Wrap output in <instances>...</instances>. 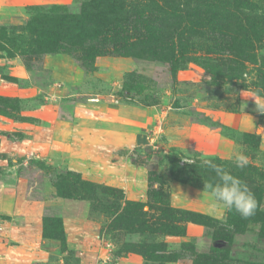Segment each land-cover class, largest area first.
Listing matches in <instances>:
<instances>
[{
	"label": "rangeland",
	"instance_id": "rangeland-1",
	"mask_svg": "<svg viewBox=\"0 0 264 264\" xmlns=\"http://www.w3.org/2000/svg\"><path fill=\"white\" fill-rule=\"evenodd\" d=\"M96 2V0H20V2L7 0L5 4L9 9L19 12L4 13L0 16V264H7V261L10 264L14 261L19 264H26L29 261L28 264H43L35 261L36 256L35 258L30 256L29 259L24 257L23 246L28 245L30 249L39 250L38 238L34 236V225L31 224L37 220L41 229V242H44L40 246H45L50 253L44 264H102V259H106L108 253L111 254L112 261V255L119 253L121 249L128 247L135 250L136 246L150 242L161 249L158 253L178 256L179 259L174 262L193 264L196 259L195 253L211 255L215 253L211 248H218L221 250V253L216 252L221 255L217 259L221 261L220 264H264V210H258L255 216L247 220L242 219L235 211L229 214L218 210L213 214L204 213L215 219L206 224L183 223L177 220L173 222L165 216L168 214L166 209L168 205L175 207L170 199L166 198L163 204L167 205L163 206L159 204L158 199L149 200L148 195L145 200H133L126 197L125 193L122 199L119 194L113 197L110 194L99 193L97 198L91 201L86 198L62 197L57 193L56 184L67 191L74 192L78 189V194H83V190L74 185V179L70 175H66V171L70 169L63 163L52 160L48 154L41 156V151L43 154L48 152L44 151L43 147L34 145L32 140L34 125H38L39 122L38 118L26 116V112L34 111L45 104H53L56 109L67 108L68 105L67 97L50 99V95L42 92L43 90L36 95L33 90L37 85L35 81H39L40 77L44 78L42 74L36 73L39 72L43 57L46 55L43 53L45 46L38 44L40 36L36 31V23L43 21L39 18L44 16L54 19L59 17L57 20L65 15L77 17L86 9H92ZM172 2L179 6L185 3L192 6L196 3L195 0L193 3L191 0H169V3ZM250 2L253 11L264 12V0ZM170 13L172 11L168 10L167 17ZM169 19L173 21L172 18ZM169 19L165 20L168 25ZM260 30L262 38L255 43L256 51L258 55H264V25ZM206 37L204 39L208 46L212 42ZM205 41L195 40L192 45L194 49L191 46L188 52L184 53L186 61L175 74H172V64L167 58L119 55L110 52L109 49V55L104 56L111 59H131L132 69L125 72L119 83L118 80L105 82L106 74L97 78L89 76L88 81L96 86L93 91H100L99 93L103 95L108 93L109 98L111 93L118 94L117 96L124 102L141 107L155 106L157 110L164 111L163 118H157L154 124L147 125L144 134L146 136L149 130H153V125L157 124L158 127L154 131L158 135L160 147L154 148L143 144L129 151L131 161L146 165L148 172L156 171L166 182V186L162 188L158 183H154L149 189L164 192L167 188L170 196L169 182L177 180L167 170L169 155L181 157L180 166L189 164L184 161L185 159L201 163V156L217 158L219 163L228 162V169L234 175L236 172H243V180L255 185L257 189L251 191L264 208V113L256 109L255 99L251 96L256 95L261 100H264V97L257 95L251 86L240 88L238 84L220 76L211 77L201 64L200 58L219 57L227 60L229 57L207 54L204 51L206 46L199 50L197 46ZM155 44L162 46L157 42ZM69 55L74 57V53ZM3 61L8 62L2 64ZM18 63L31 72L32 78L26 80L11 73V69H15L12 67ZM228 64L232 65V61H228ZM254 67L253 64H248L247 73L243 74V78L246 79L245 85L259 83L256 71L252 69ZM22 89H29L30 94L24 95V91H20ZM227 106H236L237 110H230ZM170 112L179 113L187 122H197L216 129L220 137L223 135L233 141V149L221 138L215 143L199 140V143H192L183 150L169 146L163 129L164 120ZM8 118L9 120H6ZM24 125L27 127L24 128ZM247 132L257 133L260 137L257 153L247 149L243 138V134ZM237 151H242L249 159L248 166L242 170L237 169L230 160ZM80 175L83 179L102 184ZM184 184L204 189L203 184ZM181 192L193 195L189 190L183 189ZM124 199L150 202L153 205L150 210L145 207L143 213L148 215L146 219L150 218V223L156 221V224H159L156 226L157 234L144 232L137 226L120 230L111 226L114 218L112 208L114 205L122 207ZM161 208L162 211L159 210ZM229 217L235 224L227 222ZM27 221L31 222L28 228ZM169 223L178 226L185 224V235H165L162 229ZM27 235L32 245L24 242ZM186 242L192 245L185 246ZM131 253L133 252H120V257ZM145 262L167 263L148 260Z\"/></svg>",
	"mask_w": 264,
	"mask_h": 264
},
{
	"label": "trees",
	"instance_id": "trees-1",
	"mask_svg": "<svg viewBox=\"0 0 264 264\" xmlns=\"http://www.w3.org/2000/svg\"><path fill=\"white\" fill-rule=\"evenodd\" d=\"M96 1L92 9H86L77 17L65 15L59 20H57L59 17L57 19L46 16L39 18L43 21L36 23V31L40 36L38 44L45 46L43 53H74L73 58L91 71L96 70V59L109 55L111 51L119 55L130 54L141 58L161 57L170 61L172 74H175L186 61L184 53L188 52L196 39L205 41L204 37L207 36L206 38L211 40L212 44L206 46L208 42L205 41L202 45L197 46L199 50L206 46L204 51L207 54L213 53L229 57L227 60L219 57H201V64L209 75L233 81L240 88L251 86L257 95L264 97V55L257 54L255 44L262 38L260 27L264 25V12L253 11L250 0H195L196 3L192 6L188 3L179 6L173 2L169 3V0ZM193 1L191 0L192 3ZM168 10H171L172 13L167 17ZM166 18L167 21L169 18H172L173 21L169 19L170 24L168 25L165 23ZM162 23L165 24L161 25ZM155 42L162 46H158ZM164 44H166V48L163 47ZM73 49L74 52H72ZM109 49H111L110 52ZM76 52L79 54H75ZM228 61H232V65L228 64ZM248 64L255 66L252 69L256 71L259 83L253 82L251 85H245L246 79L243 78V74L247 73ZM227 108L233 111L237 110L236 106H227ZM243 138L247 149L252 153L259 151L260 137L257 133H244ZM167 159V170L179 182L204 185L214 180L215 173L202 167L199 161L180 166L181 157L169 155ZM212 160L228 167V162L219 163L217 158ZM66 175H70L74 179V185L83 190V194H78V189H75L74 192L67 191L56 184L57 193L62 197L86 198L91 201L96 199L99 193L110 194L113 197L119 194L120 199L124 197V192L120 188L94 183L81 178L80 173L70 170L66 171ZM235 175H241L240 179L243 180L242 171L236 172ZM244 182L250 190L257 189L253 183ZM148 183L149 200L158 199L160 205L166 206V203L163 204L164 198L170 199L167 188L164 192L149 189L154 183H158L161 188L166 186L164 179L156 171L150 170ZM114 206L112 208L114 216L111 222L112 227L120 230L137 226L144 232L158 233L156 226L159 224H156V221L150 223V218L146 219L148 215L143 213L145 207L149 210L152 209L153 205L150 202L124 199L122 207ZM166 209L168 214L165 216L173 222L177 220V222L183 223L206 224L215 220L209 215L193 210L169 205ZM159 210L162 211V208ZM227 222L235 224V221L230 217ZM162 232L165 235L184 236L186 227L185 224L178 226L169 223L163 227ZM184 245L191 246L192 244L186 242ZM136 247L135 250L125 247L120 252L140 254L148 262H174L179 259L178 256H173L170 253H158L161 249L152 242ZM211 251H215L211 254L212 256L195 253L196 259L193 264H220L221 261L217 259L221 257L218 254L221 253V250L211 248ZM120 252L112 255V264H115L120 257Z\"/></svg>",
	"mask_w": 264,
	"mask_h": 264
},
{
	"label": "crops",
	"instance_id": "crops-1",
	"mask_svg": "<svg viewBox=\"0 0 264 264\" xmlns=\"http://www.w3.org/2000/svg\"><path fill=\"white\" fill-rule=\"evenodd\" d=\"M5 3L7 0H0V16L4 13L19 12L10 10ZM7 62L3 61L2 64ZM95 66L96 70L91 71L67 53H49L43 57L41 68L36 74H42L44 78L40 77L39 81H35L38 85L33 88L35 95L43 90L42 92L50 95V99L64 96L68 98V105L67 108L56 109L53 104H45L25 113L26 116L38 118L39 124L34 125L32 133L33 143L48 152L43 154L41 151V156L48 154L52 160L63 163L65 167L82 174L85 178L120 188L128 198L145 200L149 184L148 169L140 162L131 161L129 151L135 146L149 144L147 135L144 136L145 128L154 124L157 118H163L164 111L157 110L155 106L141 107L124 102L122 99L115 103L112 98L113 93L109 98L108 93L103 95L99 93L100 91H93L96 86L88 81L89 76L97 78L106 74L105 82L118 80L119 83L125 72L133 67L131 59L100 56L96 59ZM12 68H15L11 69L12 74L26 80L32 78L31 72L24 65L18 63ZM36 78L35 76L34 79ZM20 91H24L23 94L26 96L30 94L29 89ZM95 96L100 97L98 101L89 100ZM164 122L163 131L171 147L183 150L192 143H199V140L215 143L221 138L233 149L231 139L223 135L220 137L216 129L207 125L187 122L179 113L170 112ZM26 127L27 125H24V128ZM157 127V124L153 125V130ZM169 186L170 201L175 207L214 213L208 207L207 193H202L203 188L177 181H170ZM183 189L191 191L193 195L189 196L181 192ZM29 223L27 221L26 228ZM38 223L37 220L36 223L31 224L34 225V236L38 238L39 250L30 249L28 245L23 246L24 257L29 259L30 256L34 258L36 256L35 261L44 264L50 253L45 246H40L44 242H41V229ZM24 242L31 244L28 235L24 238ZM19 247L22 250L21 246ZM35 251L36 253L33 254ZM145 261L140 254L131 253L119 257L115 264H146ZM13 263L19 264L15 261ZM7 264H10L9 261ZM165 264L186 263L181 261Z\"/></svg>",
	"mask_w": 264,
	"mask_h": 264
},
{
	"label": "clouds",
	"instance_id": "clouds-1",
	"mask_svg": "<svg viewBox=\"0 0 264 264\" xmlns=\"http://www.w3.org/2000/svg\"><path fill=\"white\" fill-rule=\"evenodd\" d=\"M255 99L256 109L264 113V100L252 95ZM55 99V97H53ZM231 162L237 169H244L249 164L248 157L237 151L230 157ZM185 162L193 164L194 161L185 159ZM201 166L215 173L213 182L204 184L202 193H207V203L210 210L224 212L235 211L242 219H249L256 215L258 210H264L254 193L247 184L234 175L225 164H217L212 159L201 156Z\"/></svg>",
	"mask_w": 264,
	"mask_h": 264
},
{
	"label": "built area",
	"instance_id": "built-area-1",
	"mask_svg": "<svg viewBox=\"0 0 264 264\" xmlns=\"http://www.w3.org/2000/svg\"><path fill=\"white\" fill-rule=\"evenodd\" d=\"M112 98H113V101L115 103L119 102L122 98H120L119 96L115 95V94H112ZM89 100L91 101H98L99 98L98 97H93V98H90ZM127 100V99H126ZM156 131L154 130H149L146 135H147V139L149 140V144L150 146L154 147V148H159L160 145L158 144V141H157V138H158V135L155 133ZM108 246H111V245H108ZM102 264H107L108 262H111V254H107V258L105 259H102Z\"/></svg>",
	"mask_w": 264,
	"mask_h": 264
}]
</instances>
